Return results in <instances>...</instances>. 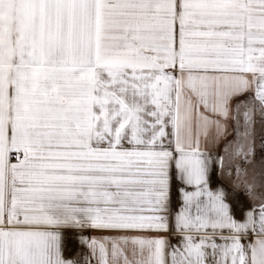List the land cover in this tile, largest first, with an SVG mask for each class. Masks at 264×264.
<instances>
[{
	"label": "snow or ice",
	"instance_id": "obj_1",
	"mask_svg": "<svg viewBox=\"0 0 264 264\" xmlns=\"http://www.w3.org/2000/svg\"><path fill=\"white\" fill-rule=\"evenodd\" d=\"M0 264H264V0H0Z\"/></svg>",
	"mask_w": 264,
	"mask_h": 264
}]
</instances>
